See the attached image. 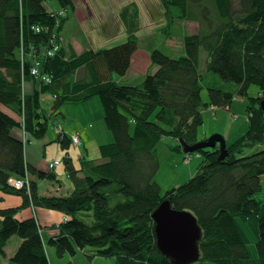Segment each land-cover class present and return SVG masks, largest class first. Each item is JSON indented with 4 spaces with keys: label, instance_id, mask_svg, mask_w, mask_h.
I'll return each mask as SVG.
<instances>
[{
    "label": "trees",
    "instance_id": "1",
    "mask_svg": "<svg viewBox=\"0 0 264 264\" xmlns=\"http://www.w3.org/2000/svg\"><path fill=\"white\" fill-rule=\"evenodd\" d=\"M51 1L59 8L53 9ZM160 1L168 25L188 20L199 29L184 37V56L172 58L156 49L151 57L156 73L131 86L112 75H127L138 49L136 2L121 8L119 19L127 35L122 44L78 54L74 46H63L60 33L76 15L74 0H0V190L24 199L19 207L0 208V255L6 256L12 237L22 240L11 263L51 264L49 245L59 258L82 253L87 264L96 257L114 258L117 264H174L157 244L153 217L167 200L199 221L201 256L193 264H264V201L258 199L264 188V150L242 156L246 149L264 146V0ZM55 44L60 48L53 52ZM37 61L41 74L34 76ZM28 82L40 87L28 93ZM254 85L259 91L251 97ZM202 90L209 92V103L202 100ZM43 95L54 99L53 114L64 104L99 97L115 139L100 146L101 158L84 161L81 170L64 160L74 184L64 196H41L33 179L29 193L9 184L27 174L57 180L54 171H38L27 160L30 142L48 132ZM239 96L248 100L245 135L228 145L225 160H220V145L192 153L203 159L198 173L164 193L155 180L159 143L171 137L176 142L171 150L181 153V139L188 145L198 142L204 110L212 105L229 109ZM57 141L64 150L72 144L68 135ZM28 206L33 216L21 217ZM39 209L64 216L48 238L36 216ZM241 222L254 232L256 258L248 251L250 240Z\"/></svg>",
    "mask_w": 264,
    "mask_h": 264
},
{
    "label": "rangeland",
    "instance_id": "2",
    "mask_svg": "<svg viewBox=\"0 0 264 264\" xmlns=\"http://www.w3.org/2000/svg\"><path fill=\"white\" fill-rule=\"evenodd\" d=\"M136 2L140 8V24L138 25V49L133 55V64L127 75L121 77L114 74V79L122 85H140L149 74H155L158 69L157 65L152 61V53L157 49L162 51L165 55L170 57L184 56L183 41L186 35L195 34L199 29L198 23L191 21H183L176 19L175 22L168 25V20L165 18V8L162 7L160 0H74L76 5V15H71L67 20L66 27L62 30L61 43L68 48L70 45H75L78 53L84 50L101 49L102 47H111L118 43L122 44L126 39V30L119 19V14L123 6L130 5ZM206 53L203 50L200 56L201 69H204L206 61ZM208 77H210L208 75ZM202 100L208 102L209 92L202 90ZM259 89L256 85L249 88V95L254 97L257 95ZM49 96V95H48ZM100 100L99 97H95ZM66 105V106H65ZM82 105V104H78ZM248 100L243 96L236 97L229 109H217L214 112L212 109L204 110V121L198 128V142H202L211 138L214 134H219L225 137L226 144L231 145L235 140L245 135L248 129V114L246 111ZM75 104H64L60 107L58 115H53L50 105L47 109L48 128L47 136L53 138L47 149H51L53 145H58L56 141V128L59 122L65 124V128L72 126L71 114L75 117L81 116V110ZM66 107H71L67 110ZM64 110V111H63ZM65 115L64 117L61 115ZM67 115V116H66ZM27 137V135H26ZM176 142L171 137L164 138L157 146L156 155L159 160L160 171L156 177L161 190L164 193L171 191L172 188H178L184 183L188 182L199 171V166L203 159L197 154L192 155V159L181 151L175 152L171 150V146ZM61 152L66 153L60 145H58ZM264 150L263 145H257L254 148L246 149L242 156L253 155L258 151ZM64 155L61 161H64ZM49 158V157H48ZM264 186V179H263ZM13 195V194H11ZM258 199L264 201V188L259 194ZM13 205V204H11ZM15 207V206H13ZM25 209V208H24ZM34 211V209L31 207ZM47 221H50L47 219ZM241 226L250 240L248 251L253 258L257 257L256 251V237L253 230L247 224L241 222ZM22 240L18 236L12 237L7 251L9 254L16 252V249L21 244ZM49 258L52 264H68L73 261L74 264H87L88 259L82 254L72 257L70 254L65 255L64 258H59L56 249L47 245ZM5 256L0 255V264L5 263ZM15 264V263H12ZM90 264H117L113 258L96 257ZM203 264H214L211 262H204Z\"/></svg>",
    "mask_w": 264,
    "mask_h": 264
},
{
    "label": "crops",
    "instance_id": "3",
    "mask_svg": "<svg viewBox=\"0 0 264 264\" xmlns=\"http://www.w3.org/2000/svg\"><path fill=\"white\" fill-rule=\"evenodd\" d=\"M51 5L53 9H58L59 5L55 1H51ZM127 37V35H126ZM75 48V45H73ZM77 53V49H74ZM79 54V53H78ZM133 62V58H132ZM134 63V62H133ZM83 76H86L85 73H82ZM114 74L112 75V79H114ZM115 80V79H114ZM116 81V80H115ZM40 87V85L37 83L33 84L32 82H28L26 89L28 93L33 92L35 88ZM42 104H43V115L47 114V109H45L48 105H50V109L52 108V104L54 99L51 95H43L42 96ZM76 106L71 107H77L81 110V116L75 117V114L70 115L72 126H70L68 129L64 127L65 124H62L59 122L56 128V141L59 138L58 132L61 130H64L68 137L71 138L72 135H78L80 140L82 141V144L75 145L71 144L67 150H65L66 153L61 152L58 145L61 146V142H58V145H53L51 149H47V145H50L53 141V138H50L49 136H46L45 138H42L40 140H32L30 144L27 147L26 153H27V160L29 164H32L38 171L42 170H50L49 164L52 162L53 159L60 161L62 164L57 167L54 171V173L57 176V180L50 182L45 179H39L37 175H32L31 178L37 183L39 187V192L41 196H64L71 193L74 189V184H72L71 178L69 176V173L67 172L66 162L61 161V157H64V160L66 158H69L71 162L73 163V166L76 170H81L83 166L84 161H95L99 160L101 158V152L99 150V147L105 144H110L115 141L113 138L112 133L110 132L109 128L106 126L105 117H104V110L101 105V101L97 100L96 98H92V100L86 101L82 103V105L75 104ZM66 106V105H65ZM71 107H66L67 110H71ZM52 114H53V109ZM64 111V110H63ZM53 115H58L53 114ZM64 119L65 115L61 114ZM67 116V115H66ZM47 117V116H46ZM67 120V119H65ZM23 132V131H22ZM199 140V138H198ZM62 148V146H61ZM49 157V158H48ZM51 171V170H50ZM23 197H19L17 195H8L5 194L3 191L0 190V208H11L13 206L19 207L23 204ZM13 204V205H11ZM34 214V211L31 209L30 206L23 209L20 213L21 217L29 218L32 217ZM37 218L40 220V223L43 228H45L44 231V237L48 238L52 235H54L57 232V228H52L55 224H60L63 221L64 216L56 211H49L46 209H39L36 212ZM50 220V221H47ZM21 243V242H20ZM6 252V260L4 264H12L10 261L12 260V257L15 253L9 254L7 251V247L5 249ZM49 260H51L49 258ZM52 264V260H51Z\"/></svg>",
    "mask_w": 264,
    "mask_h": 264
},
{
    "label": "water",
    "instance_id": "4",
    "mask_svg": "<svg viewBox=\"0 0 264 264\" xmlns=\"http://www.w3.org/2000/svg\"><path fill=\"white\" fill-rule=\"evenodd\" d=\"M264 110V101L261 103ZM186 154H192L205 148L213 149L220 144V160L228 156V144L225 137L214 134L208 140L188 145L181 139ZM157 244L163 254L174 264H193L201 256L200 243L203 232L197 217L190 211H179L172 208L171 202L165 200L155 211Z\"/></svg>",
    "mask_w": 264,
    "mask_h": 264
},
{
    "label": "built area",
    "instance_id": "5",
    "mask_svg": "<svg viewBox=\"0 0 264 264\" xmlns=\"http://www.w3.org/2000/svg\"><path fill=\"white\" fill-rule=\"evenodd\" d=\"M55 42V41H54ZM54 42H52V44L54 43ZM60 48V45L59 44H55L54 45V48H53V52H56L58 49ZM49 52V51H48ZM53 52L52 51H50L49 52V54L50 55H52L53 54ZM40 62L39 61H37V62H35V64H34V68H33V70H32V75H34V76H39L40 74H41V72H40ZM44 81H46V82H48L50 79H49V77H44L43 76V78H42ZM211 109L214 111V110H216V107L215 106H212L211 107ZM24 136H26V133L24 132ZM72 141H73V143L74 144H76V145H80L81 144V140H79V137L78 136H73V138H72ZM61 165V163H60V161H58V160H55V159H53L52 160V162H50V164H49V169L51 170V171H53L54 169H56L57 167H59ZM10 183L14 186V187H16L17 189H21V188H24V187H26L25 185H29V182H28V180L25 182L24 180H19V179H11L10 180Z\"/></svg>",
    "mask_w": 264,
    "mask_h": 264
},
{
    "label": "bare ground",
    "instance_id": "6",
    "mask_svg": "<svg viewBox=\"0 0 264 264\" xmlns=\"http://www.w3.org/2000/svg\"><path fill=\"white\" fill-rule=\"evenodd\" d=\"M212 106H214V105H212ZM211 106V107H212ZM211 107H210V110H211ZM216 107V106H215ZM218 108L216 107V110H217ZM216 110H214V112H216ZM58 135H59V138H64V137H66V135H67V133L64 131V130H61V131H59L58 132ZM73 136H75V135H72V137L70 138V140L72 141V138H73ZM76 136H78V135H76ZM79 137V136H78ZM25 138V140H26V137H24ZM79 140H80V138H79ZM208 140V139H207ZM74 143H73V141H72V145H73ZM81 144H82V141H81ZM76 145V144H75ZM220 145V144H219ZM218 145V146H219ZM217 146V147H218ZM188 155V157L190 158V159H192V156H191V154H187ZM61 163V162H60ZM62 164V163H61ZM55 170V169H54ZM31 177H30V175H28L27 174V176L25 177V178H21L20 180H24L25 182L28 180V182H29V185H25L26 187H24V188H26L27 189V192L29 193V191H30V188H31V186H30V183H31ZM9 184L12 186V187H14L10 182H9ZM14 188H16V187H14ZM24 188H21V189H24ZM17 189V188H16ZM20 189V190H21ZM19 190V189H18Z\"/></svg>",
    "mask_w": 264,
    "mask_h": 264
}]
</instances>
